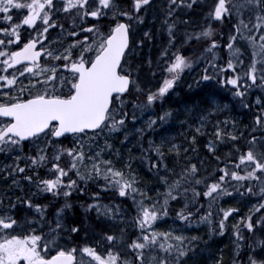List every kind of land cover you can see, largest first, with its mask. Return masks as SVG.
I'll list each match as a JSON object with an SVG mask.
<instances>
[{"label":"snow or ice","instance_id":"obj_1","mask_svg":"<svg viewBox=\"0 0 264 264\" xmlns=\"http://www.w3.org/2000/svg\"><path fill=\"white\" fill-rule=\"evenodd\" d=\"M153 6L154 0H0V153H20L0 164L7 185L0 191V264H197L202 245L208 247L203 235L175 223L157 226L171 214L172 202L180 204L173 210L179 221L205 223L209 239L230 227L228 264H264V93L255 107L248 102L250 89L264 88V0H164L161 28L167 40L159 50L161 80L154 89L144 87L136 56L153 39L154 33L142 28ZM197 9L206 27L193 22ZM62 18L74 30L66 29ZM213 23L229 26L226 62H216L218 37L225 33ZM50 29L58 31L52 39ZM190 41L196 46L181 51ZM238 44L252 49L247 64ZM201 59L205 67L197 82L231 86L232 103L249 110V123L241 128L227 115L212 120V113L229 107L215 100L150 117L147 129L157 120L183 114V126L189 113L199 116L188 124L194 130L185 138L188 147L170 143L161 129L160 142L149 138L148 149L142 148L140 162L159 185L152 187V180L133 169L136 156L112 158L113 152L121 154L110 134L135 121V109L167 99L184 70ZM145 62L152 64L151 58ZM136 93L144 95L143 102L137 103ZM207 123L204 146L216 164L211 170L189 153H196L197 134ZM138 131L143 136L145 129ZM222 143L230 148L217 155ZM25 145H36L34 154H25ZM74 192L85 193V200L74 201ZM102 192L115 195L105 203ZM233 192L249 201L243 214L218 202ZM41 194L51 200L37 202ZM201 196L208 198L203 205ZM93 213L99 228L89 222ZM212 264H225L223 251L212 255Z\"/></svg>","mask_w":264,"mask_h":264},{"label":"trees","instance_id":"obj_2","mask_svg":"<svg viewBox=\"0 0 264 264\" xmlns=\"http://www.w3.org/2000/svg\"><path fill=\"white\" fill-rule=\"evenodd\" d=\"M158 1H161V0H158ZM122 2H127V0H122ZM206 10V9H205ZM161 11H163V6L161 8ZM192 20L193 22L196 24L197 27L199 26H207V24L204 22V19L203 17L200 15V9H197L196 10V13H193L192 14ZM61 22L65 23V28L66 29H69V22L62 18ZM90 22H92L90 20ZM0 26H4L3 22H0ZM25 26H22V31H23V28ZM213 27L214 28H218L220 27V31L224 32L225 35L222 36V37H218L221 41V46L218 48L217 50V60L216 62L217 63H222V62H226V60L229 58L228 57V49L223 47V44L226 43V37H227V34H228V25L227 23L223 24V25H219V24H215L213 23ZM69 30H74V29H69ZM192 28H189V31H191ZM153 32V31H152ZM49 39L58 33V31H54L52 29L49 30ZM178 38H180L178 36ZM153 42V40H151ZM193 42H189L188 44H184L183 48H181V51H184L185 49H189L191 47H193L194 43L192 44ZM155 44H156V41L153 42L152 44L149 43V41H145V45L143 46L142 49H139L138 52H137V55L138 57L140 58L142 55L139 54V52H145L146 51V56L147 58H151L152 59V62L155 63V64H158L160 61H159V50L162 48H159L158 46L155 47ZM191 44V45H190ZM196 46V45H195ZM152 47V50H151V57H149V55L147 54V50L148 48H151ZM155 49H157V53H154L155 52ZM185 54H187V52H185ZM199 55V53H197V56ZM209 58V57H208ZM241 59L244 60V62L247 64V59H248V56L246 54H242V57H240ZM2 59V58H0ZM143 62V61H142ZM203 63V65H205V61L203 59L199 60L198 63ZM144 64H146V62L144 61L143 62ZM198 63H195L193 65V69L197 66ZM241 69V66H238L237 67V71H240ZM190 69H185L184 72L182 73L181 77L183 76L184 73H186L187 71H189ZM149 71V74H150V78L154 81L153 77L156 78L155 80V84L156 86H159V81L161 80V72L159 70H152L151 68L148 69ZM230 71V70H229ZM153 72H155V75H153ZM226 75H231V71L228 72L226 70L225 72ZM214 83L216 85H218L215 81ZM257 84H259V81H257ZM206 83H201L199 84V82L197 83V86L196 88H201L200 91L196 92L195 93V87L192 88L191 90H189V95L187 98H190V97H194L196 96V94H202L204 93V90H205V87H206ZM218 93H221L222 94V88L220 87V84L218 87L214 88ZM264 93V88H260V87H254L252 89H250L249 91V95L251 94H254V97L256 96H261V94ZM136 95L139 97V100L137 101V103H140V102H143L144 101V95L141 94V93H136ZM223 97H231L230 95L228 96H223ZM174 98H170L167 96V99H165L164 101H157L156 103H154L152 106H150L151 109H149V113H153L154 116L158 117L163 111H165L166 109L168 108H172L174 109V114L175 113H178L176 108H174L173 106L170 105L171 101L173 100ZM200 102H202L201 99H199ZM249 103H251V101H248ZM193 103H195V100L193 102H191L188 106H192ZM254 107V106H253ZM127 110L131 113L133 111L132 109V105L131 103H128L127 104ZM238 110H241L240 111V115H241V120L239 117H235V113L238 111ZM191 113H194V112H191ZM190 113V114H191ZM224 115H227L228 117H231V119H235L238 124L240 125L241 128H243V125L245 124H248L249 123V119H250V116H249V110L247 109H244L241 105L239 106L238 104H235L234 105V108L231 112H228L227 114H224ZM224 115L223 116H212V120H217V119H223L224 118ZM233 115V116H231ZM185 116L183 114L179 115L176 119H172V118H169L167 120H165L163 123H161L159 120H157V124L153 126L152 129L150 130H147V134L144 135L143 137H141L140 139H138L135 143H133V145L131 144H127V143H123V151L122 149L120 151H122L125 156L129 153L133 154L134 156H136L138 159L133 161L132 163V167L133 169H135L140 175L144 176V177H150L152 178L151 174L149 173L148 169H147V165L146 164H142L140 162V157H141V150L142 148L143 149H148V140L149 138H151L152 140H154L156 143H159L160 142V137H161V129H164V134H167V133H172V135L175 136V142L176 144H179L181 147H188L189 145V141L186 140L185 138L190 136L192 133H193V129H189L188 127V124H193L195 121L192 119V118H189L187 120V123H184L183 126L181 124L182 121H185ZM130 122H128L126 124V127L123 129V131H127V125L129 124ZM231 125L229 124V127ZM209 129H211V123H207L205 124V129L203 130V134H197V141H196V153H192L191 152V149H189V153L191 155H193L194 157L198 154L199 156V159H203L205 161V164L210 166L209 167V170H211V167H216V164H215V161L214 159L210 158L209 157V154H208V150L207 148H205V144L207 143L208 139H209V136H210V132L208 131ZM63 143L65 145L68 144V141L65 140L63 141ZM127 147L129 148V153L126 152L127 150ZM24 148H27V146H24ZM230 148V144L229 143H222V144H219V150L217 151V155H221L223 153H226ZM135 153V154H134ZM147 155H149L150 157H155V153L152 152V151H148L146 153ZM4 161H7L5 158L2 160V158H0V164H2ZM24 162L23 158L21 160V163ZM45 171L46 169L44 168H41L39 169V174L41 177L44 176L45 174ZM26 173L27 174H31V172L28 171V169H26ZM35 179V177H34ZM157 185V184H156ZM6 183L0 179V191L3 190L4 187H6ZM159 187V185H157ZM202 190V186H199ZM23 188H24V192L27 193L28 192V189H29V186L27 185V183L25 182V184L23 185ZM161 192H163V188L160 189ZM21 192L19 190H15L14 191V195H20ZM236 193H232L231 196H223V197H219L218 198V202L220 204V206L222 207H228L229 206V203L228 204H225L224 202H227L228 200H231L230 198L232 196H234ZM115 194L114 193H111L110 195H106L105 193L102 192V196H106L108 197V199H105V203H108V200L112 198V196H114ZM189 195H191V193H189ZM85 197H86V194L85 193H72V199L74 201H83L85 200ZM123 199V198H122ZM198 199L201 201V204L203 205V203L205 201H207V197H198ZM51 200V195L50 194H41V196L38 198V201L37 202H48ZM254 201V200H253ZM120 201L118 200L117 203H119ZM124 203L126 205H128L129 207H131V204H130V201L129 200H124ZM76 207L79 209V204L76 205ZM180 207V204H177L175 202H172L170 204V208H169V211H170V215L163 218V222L159 223L157 226L160 228V229H166L168 226L172 225L173 223H175L177 226H183L186 231H188L189 234H200V235H203L204 236V239L208 241V247L210 245H212L214 242H219L220 244H223L224 242H227V241H231L230 239V227L228 228V230L223 234V235H219V234H215L211 237V239H209L208 237V234H207V225L205 223H193L191 225H186L185 222L183 221H179V219L174 215V209H178ZM215 208V205L213 206ZM204 208L201 207L200 208V211L203 212ZM80 212H83V209H79ZM94 213L91 217H89V222L92 223V224H95V220H94ZM230 220H231V216L229 217V224H230ZM95 226L97 228L100 227V225H97L95 224ZM121 227H124L123 224L120 225ZM134 234V230L132 232L129 233V235H132ZM232 242V241H231ZM207 247V248H208ZM233 247V245H232ZM232 247L230 248V250L225 254L224 256V260H225V264H228V255L231 256V250H232ZM207 248H204L203 245H202V251L206 250ZM219 250L218 248L215 249V251L213 252V254L215 253H218ZM189 264H192V262H189Z\"/></svg>","mask_w":264,"mask_h":264},{"label":"rangeland","instance_id":"obj_3","mask_svg":"<svg viewBox=\"0 0 264 264\" xmlns=\"http://www.w3.org/2000/svg\"><path fill=\"white\" fill-rule=\"evenodd\" d=\"M163 4H164V0H161V1L154 0V6H153L152 9H149V11L146 13V19H145V22H144V25L142 26V28H143L144 31H151V32L154 31V30H157V32H159L160 36L162 38H164V44H165L166 40H167V33L164 32L163 29L161 28V20L163 18V11H161V8H162ZM153 15L156 16L155 19H153ZM218 28H220V27H218ZM57 34L53 35L50 39L55 37ZM138 35H140L139 32H138ZM162 38H161V40H162ZM63 39L66 42L68 39H71V37H63ZM178 39H180V38H178ZM149 43L152 44L153 42L149 41ZM245 44H246V42H245ZM245 44H238L237 46L241 47L242 54H246L248 56L247 61L249 62V59H250L251 53H252V49H251L250 46L245 47ZM158 47L161 48L162 45H159ZM151 50H152V47L148 48V50H147V54L148 55H150ZM144 54L145 55L141 56V60L143 62L147 60L146 51L144 52ZM136 56L138 57L137 53H136ZM241 57H242V55H241ZM210 58L211 57H209V59ZM256 59H257V61H259L260 57L257 56ZM141 60L138 57L137 62L141 63V67H142L141 79L143 81H145V85L146 86L149 85V88H153L154 89L155 87H154V85H151L152 83H151V81L149 79L150 78V74H149L148 69H149L150 66L147 63L144 64ZM259 66L260 65L258 63L257 67H259ZM200 68L201 69H199V70L197 68H195L194 70L191 68L190 69L191 70L190 73H185V76L183 77V79L180 82H178V84L176 85L177 89L175 88L174 91H170L171 93H170L169 97L170 98H176L177 96L180 95V90H181V87L179 86L180 84L184 83V87L186 86V91H187V89L189 90V88H191V87H189V84L193 83V80L195 81L197 72H198V74L199 73L202 74L203 67L201 66ZM209 71H211V68H209ZM218 86H219V84L216 85L214 83V81L207 82V85H206L205 88H207L208 90L211 91L210 94L207 95V92H206V94L205 93L196 94V96L197 95H203V96L200 98L202 100V102H200V100L197 99V101L195 100V103H204L205 101L215 100L217 103H219L221 105V107H223L224 103H228V105H229L228 109H225L222 114L212 113L211 117L212 116H219V117L223 116L224 114H227L228 112H231L233 110V108H234V105H233L232 101L234 99H236V98L232 97L231 93L228 91L229 87H231V86L220 85V87L222 88V94L218 93L214 89V88H216ZM200 89H201L200 87L196 88L195 93L200 91ZM182 91H185V90H182ZM228 95H230L231 97H223V96H228ZM249 96H250V99L252 100L251 103L255 107L256 105L254 104V101H255L256 96L254 97V94H251ZM238 105L240 106V104H238ZM149 109H151V108L150 107H145L143 109H140V108L135 109V114L137 116V119L135 121H130V123L127 125V131L125 132V131H123V129H121V130H118L117 132H113V133L110 134L111 143L114 145L115 149L119 150L118 145H122L123 146L124 142L127 143V144L133 145V143H135L138 139H140L141 137H143L144 135L147 134V130H150V129L146 128V124H147V122H148L150 117H154L152 112L149 113L150 112ZM240 111L241 110H238L235 113V117H239L240 120H241ZM231 116H233V115H231ZM198 119H199V117L196 119V121L193 124H195ZM139 129H145L143 136L140 135V133L138 131ZM189 129H193V128L189 127ZM125 134H127L128 137H129V140H127V141L124 140V135ZM164 135L168 138L170 143L176 144L175 136L172 135V133L171 134L167 133V134H164ZM114 139L117 140L118 143H115ZM35 147H36V145H29L28 146V150L29 151L32 150V151L28 152V153L25 152V154H34L33 149ZM126 150H127L126 152L129 153V148L128 147H127ZM119 152L121 154L120 156H116L115 152H113L112 153V158L114 160L122 162V161H124L127 158V155L125 156V154L122 151H120V150H119ZM15 155H20V153L18 151L12 153L11 155H9L8 153H0V158H2V160L4 158L7 160V161H4L2 164L10 163L12 158ZM23 163L24 162H22V164ZM230 199L231 200H228L227 202H224V203L225 204L229 203V206H232V207H235V208H237L240 205H244L245 207H243V208L247 209L248 206H249V201L246 198L237 197L236 194L234 196H232ZM252 202L254 203L255 201H252ZM238 209L240 210L241 207H238ZM241 210L242 211H246V210H243V209H241ZM230 222H234V218L232 216H231ZM229 258H230V256L228 255V259Z\"/></svg>","mask_w":264,"mask_h":264},{"label":"bare ground","instance_id":"obj_4","mask_svg":"<svg viewBox=\"0 0 264 264\" xmlns=\"http://www.w3.org/2000/svg\"><path fill=\"white\" fill-rule=\"evenodd\" d=\"M152 33H154V36H153V42H155L156 41V44H155V47H157V46H159V45H162V47H163V45H164V38H162L161 36H160V34H159V32H157V30H154ZM182 34V33H181ZM161 38H162V40H161ZM193 44V43H192ZM191 45V44H190ZM195 45H193V47H194ZM154 53H157V49H155V52ZM139 54H141V55H145L143 52H139ZM149 57H151V55H149ZM140 60H141V57L139 58ZM148 59V58H147ZM152 60V59H151ZM142 61V60H141ZM157 65L158 64H155V63H153L152 62V64L151 65H149L150 67L149 68H151L152 70H158V68H157ZM205 67V65H203V63H198L197 64V66H196V68L199 70V69H201L200 67ZM187 77V76H186ZM150 79V81H151V85H154L155 84V80H156V78L154 79V77H153V79H154V81L151 79V78H149ZM196 83H195V81L193 80V83H191V84H189V85H191V87L193 86V85H195ZM144 87H147V88H149V85H144ZM190 89V88H189ZM182 90H185L186 91V86L184 87V83H183V85L181 86V90H180V95L179 96H177L176 98H174L172 101H171V103H170V105L171 106H173L174 108H176V110H177V112L178 113H183L184 112V110L187 108V106L191 103V102H193L194 100H196L197 101V99H200L203 95H197V96H194V97H190V98H187L188 97V95H189V90L187 89V91L185 92V91H182ZM206 92H207V95L208 94H210V90H208L207 88H205V90H204V93L206 94ZM190 96V95H189ZM195 103H193V105H194ZM199 116H198V114L197 113H191V114H189L188 115V118H187V120L189 119V118H192L194 121H196V119L198 118ZM185 120H186V118H185ZM114 141H115V143H118V141L117 140H115L114 139ZM25 146H27V148H24V153L25 152H31L32 150H28V146L29 145H25ZM118 148H119V150H121L122 149V151H123V146L122 145H118ZM146 178H149L150 180H152V184H151V186L152 187H158L157 185H156V183H155V181H154V179L153 178H150V177H146ZM93 190H95V188H93ZM106 195L108 194V195H110L109 193H105ZM238 207H241V209H243V210H247V209H244L243 207H245L244 205H240V206H238ZM237 207V208H238ZM239 210V212H240V214H243L245 211H242V210ZM231 223V222H230ZM97 225H99V224H97ZM232 247V242L231 241H227V242H224L223 244H220L219 242H214L212 245H210L206 250H204V251H201V254L200 255H198L197 256V258H196V261H197V264H212V255H213V252L215 251V249H217L218 248V250H219V252L220 251H223V253H224V256H225V254L230 250V248Z\"/></svg>","mask_w":264,"mask_h":264}]
</instances>
